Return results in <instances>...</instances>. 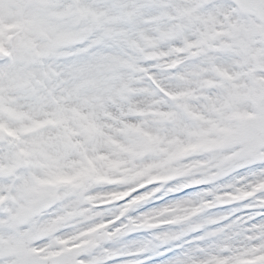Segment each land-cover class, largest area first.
<instances>
[{
    "label": "snow or ice",
    "instance_id": "obj_1",
    "mask_svg": "<svg viewBox=\"0 0 264 264\" xmlns=\"http://www.w3.org/2000/svg\"><path fill=\"white\" fill-rule=\"evenodd\" d=\"M152 257L264 264V0H0V264Z\"/></svg>",
    "mask_w": 264,
    "mask_h": 264
},
{
    "label": "bare ground",
    "instance_id": "obj_2",
    "mask_svg": "<svg viewBox=\"0 0 264 264\" xmlns=\"http://www.w3.org/2000/svg\"><path fill=\"white\" fill-rule=\"evenodd\" d=\"M135 236H136V234H132L131 236H127V237H125L124 239H125V240H132V239L135 238ZM152 259L155 261V264H163L162 261L156 260L155 257H152Z\"/></svg>",
    "mask_w": 264,
    "mask_h": 264
}]
</instances>
